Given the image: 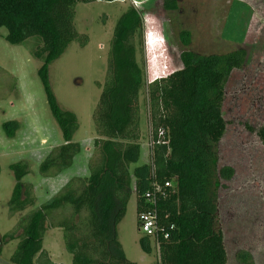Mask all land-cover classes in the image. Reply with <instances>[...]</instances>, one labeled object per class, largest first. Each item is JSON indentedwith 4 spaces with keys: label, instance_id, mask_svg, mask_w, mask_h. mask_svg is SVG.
<instances>
[{
    "label": "trees",
    "instance_id": "16d2710c",
    "mask_svg": "<svg viewBox=\"0 0 264 264\" xmlns=\"http://www.w3.org/2000/svg\"><path fill=\"white\" fill-rule=\"evenodd\" d=\"M91 1L96 0H0V28H7L8 42L20 44L31 36L42 39L43 44L34 52L43 62L38 76L64 138L40 163L39 172L44 176L69 168L82 149L73 141L79 129L78 117L58 105L49 80V65L71 42L87 44V35L79 33L74 25L75 8L80 2ZM180 1L162 0V5L166 11H176ZM142 26L140 11L131 6L114 28L106 77L103 84H98L102 90L93 112L98 137L89 160V175L70 178L55 196L39 202L33 185L23 182L27 164H10L16 183L9 213L30 208L13 230L1 237L0 253L21 230L10 257L12 264H37L48 222L62 230L72 264H137L127 258L117 227L133 193L138 213L150 207L145 192L154 181L162 185L172 182L157 209L164 227L174 225L170 236L160 239L155 264L227 263L218 191L233 177L234 169L219 167L218 144L227 126L223 116L225 86L231 72L244 66L248 52L240 47L204 55L184 49L180 53L182 68L147 84L149 136L157 139L162 129L169 144L154 145L151 163L136 165L131 172L140 155V90L146 79L137 61L135 42ZM179 35L183 45L189 46L190 32L181 30ZM3 125L9 137L19 127L17 121ZM248 129L254 131L250 126ZM256 135L264 145V126ZM139 243L144 251L152 252L150 238L142 236ZM236 257L243 264H254L248 252L240 251Z\"/></svg>",
    "mask_w": 264,
    "mask_h": 264
},
{
    "label": "rangeland",
    "instance_id": "374dc122",
    "mask_svg": "<svg viewBox=\"0 0 264 264\" xmlns=\"http://www.w3.org/2000/svg\"><path fill=\"white\" fill-rule=\"evenodd\" d=\"M80 2L75 8L74 25L86 34L85 46L77 41L49 65V80L58 105L74 112L79 129L73 141L81 152L73 164L53 176L39 172L48 153L64 142L63 132L55 120L38 69L42 60L34 52L42 39L31 36L20 44L5 39L6 27L0 28V242L29 211L9 213L16 180L10 164L23 162L28 174L23 182L31 183L39 202L55 196L74 176L89 175V160L98 137L93 112L98 103L107 71V60L113 31L120 16L131 6L138 9L143 26L136 33V55L145 71L140 90L141 140L136 165L150 163L147 84L182 68L180 53L190 49L199 54L228 53L243 47L247 60L234 69L225 86L223 116L226 130L218 144L219 167L230 166L233 177L218 191L219 224L227 252L226 264H243L236 255L248 252L254 264H264V145L256 131L264 126V0H181L176 11H166L162 0ZM181 30L190 32V45L184 46ZM17 121L18 129L9 137L5 122ZM252 127L254 131L248 129ZM134 181V180H133ZM137 198L133 193L126 213L118 224V239L127 258L137 264H155L158 252L142 249L139 240ZM43 239V250L37 264H72L65 249L63 232L51 227ZM16 239L2 246L0 264H12L10 257L18 244Z\"/></svg>",
    "mask_w": 264,
    "mask_h": 264
},
{
    "label": "built area",
    "instance_id": "2783aa9c",
    "mask_svg": "<svg viewBox=\"0 0 264 264\" xmlns=\"http://www.w3.org/2000/svg\"><path fill=\"white\" fill-rule=\"evenodd\" d=\"M134 5L138 4L136 1H132ZM156 144H169V139L166 137L164 130L160 129L158 132L157 139H154L151 135L149 136V147L150 156L152 155V149ZM151 163V158H150ZM172 185L171 181L164 182V185L152 182L151 188L145 192L146 202L149 203L150 207L138 213V225L139 230L142 232L144 237L150 238L154 248L159 250V242L162 238H168L170 236V231L174 228L171 224L170 228L164 227L160 221L159 212L157 209L158 202L161 197H165V189Z\"/></svg>",
    "mask_w": 264,
    "mask_h": 264
}]
</instances>
